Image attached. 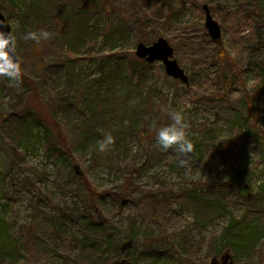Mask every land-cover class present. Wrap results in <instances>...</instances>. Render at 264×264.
Returning <instances> with one entry per match:
<instances>
[{"label": "rangeland", "instance_id": "374dc122", "mask_svg": "<svg viewBox=\"0 0 264 264\" xmlns=\"http://www.w3.org/2000/svg\"><path fill=\"white\" fill-rule=\"evenodd\" d=\"M242 4L0 0L23 71L15 86L0 77V264H211L226 250L233 264H264V240L234 254L224 239L245 218L250 232L264 228V40L251 39ZM204 5L220 43L205 28ZM87 13L95 36L67 63L58 45ZM41 29L49 36L39 43L23 39ZM160 38L188 85L162 62L137 58L138 43ZM220 48L237 70L229 89L211 59ZM119 64L115 92L108 76ZM172 110L189 125L188 156L156 145ZM107 133L114 142L101 151Z\"/></svg>", "mask_w": 264, "mask_h": 264}, {"label": "trees", "instance_id": "16d2710c", "mask_svg": "<svg viewBox=\"0 0 264 264\" xmlns=\"http://www.w3.org/2000/svg\"><path fill=\"white\" fill-rule=\"evenodd\" d=\"M24 1V0H23ZM49 1V0H48ZM43 3V0H42ZM260 3L261 0H243V4L242 6H246L245 10L243 11L242 15L239 16L243 22V24H249V22H252L253 24H255V28H253L252 31H254L252 33V38L253 40L260 42L261 40H264V26L261 27L260 24L264 21H262V17L264 15V10H260ZM25 4V3H24ZM264 6V5H263ZM258 11H261L262 15H258V17L256 16L258 13ZM26 13L30 14L31 11L29 9H26L25 11ZM89 13L92 11H88ZM41 13V12H40ZM91 14L84 15L82 17H79L77 19H75L73 21L74 26H73V31L68 30V32L66 31V33L64 35H66V39L63 41L62 44L58 45V54L57 55H63V57H65L67 59V63L72 62L74 63V60H70L68 59V57L70 55L76 56V54L79 52L80 49V44L79 41L83 40V41H87V38L90 34L95 36V33L91 32V28L89 26L90 24V19H91ZM26 16H24L25 19ZM37 19H39V13L36 16ZM264 19V18H263ZM76 27V28H75ZM57 38V37H56ZM189 39V38H188ZM55 40V37H54ZM191 40V39H190ZM66 45V46H64ZM65 47V48H64ZM178 51V49H177ZM76 59V58H75ZM214 60V62H218L219 65H221L219 71L221 73V85L224 89H229L230 86L233 85V77L234 74L237 73V70L233 68V66H231V64L227 65L226 67L224 65H226V63H229L230 60H232L230 58V54L226 53L222 48L218 49V51L216 52V54L214 56H212V58ZM143 61V60H142ZM146 66H149L150 64H148L146 61H144ZM67 66V65H66ZM218 71V72H219ZM124 74V68L122 65H117L115 71H109V79H113L116 80V83L114 82V87L112 88L113 91L116 92V90H118V85L119 83H121V75ZM139 83V86H141V79L137 80ZM140 93H143V90H140ZM215 101H217L215 99ZM245 189H247V185L244 186ZM149 196V195H148ZM148 201L150 202V205L155 208L156 204H155V199L153 197L148 198ZM164 205V202L161 201V207ZM253 220H247V218H245L244 222H239L236 223L235 226H229L226 229L225 232V237L224 239L228 242L227 245V249H232L234 254L238 253V251L235 249H238L239 247L243 248L244 250H252V247L254 243H260L262 240H264V228H260L259 231L257 232H250L251 227H249V224H251ZM227 251V250H226ZM224 251L223 254L226 252ZM217 253L214 252V255H216ZM221 254V256L223 255Z\"/></svg>", "mask_w": 264, "mask_h": 264}, {"label": "clouds", "instance_id": "9594fccd", "mask_svg": "<svg viewBox=\"0 0 264 264\" xmlns=\"http://www.w3.org/2000/svg\"><path fill=\"white\" fill-rule=\"evenodd\" d=\"M0 25H2V22H0ZM48 36L49 33L41 29L26 32L23 39H30L39 43L41 38H47ZM17 47V37L11 31H5L0 26V77L7 78L13 86L21 83L23 79L22 65ZM169 116L170 123L162 124L156 128V145L162 151L174 148L177 153L188 156L194 151V144L187 132L189 125L185 120V114L182 111L172 110ZM113 142V135L107 133L98 142L99 149L103 151ZM180 163L186 164L187 160L181 159Z\"/></svg>", "mask_w": 264, "mask_h": 264}, {"label": "water", "instance_id": "95a60500", "mask_svg": "<svg viewBox=\"0 0 264 264\" xmlns=\"http://www.w3.org/2000/svg\"><path fill=\"white\" fill-rule=\"evenodd\" d=\"M203 10L206 14L204 25L205 28L207 29L210 38L215 43H220L223 37L221 26L214 20L211 11L207 5L203 6ZM0 22H2V25L0 26H2L5 31L12 32L11 26L7 21L6 17L3 15L1 7H0ZM135 53L138 59L145 60L149 64L162 62L165 67V72L170 77L176 80H180L186 85L189 84V78L186 75L185 70L179 65V63L175 59H173L174 49L166 39L160 38L152 45L138 43ZM74 169L76 173L80 174L78 165H75ZM228 261L229 264H233L230 251H226L222 255L220 260L216 258L213 259L211 264H227Z\"/></svg>", "mask_w": 264, "mask_h": 264}]
</instances>
